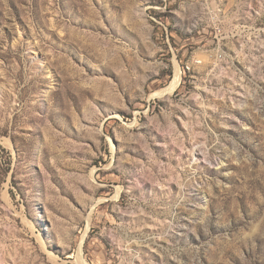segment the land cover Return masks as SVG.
<instances>
[{"label":"rangeland","instance_id":"374dc122","mask_svg":"<svg viewBox=\"0 0 264 264\" xmlns=\"http://www.w3.org/2000/svg\"><path fill=\"white\" fill-rule=\"evenodd\" d=\"M82 260L264 264V0H0V264Z\"/></svg>","mask_w":264,"mask_h":264},{"label":"bare ground","instance_id":"6f19581e","mask_svg":"<svg viewBox=\"0 0 264 264\" xmlns=\"http://www.w3.org/2000/svg\"><path fill=\"white\" fill-rule=\"evenodd\" d=\"M179 83H180V74H179V72H177V74H176V76H175V78H174V80H173V82H172L171 87H167V88L163 89L161 92H165V90L167 91V90H169L170 88L176 87V86L179 85ZM202 149H203V148H202ZM202 149H200V147H194V149H193V157H194L196 160H199V159L205 160V159H203V157H204V152H203ZM206 153H207V152H206ZM206 155H207V154H206ZM82 264H88V263H87L86 261L82 260Z\"/></svg>","mask_w":264,"mask_h":264}]
</instances>
